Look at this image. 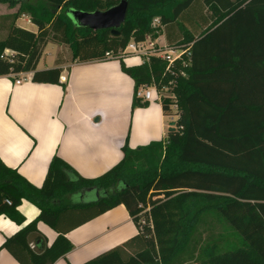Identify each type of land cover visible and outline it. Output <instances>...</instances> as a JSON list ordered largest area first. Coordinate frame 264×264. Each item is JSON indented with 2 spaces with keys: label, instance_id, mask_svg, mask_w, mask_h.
I'll return each instance as SVG.
<instances>
[{
  "label": "trees",
  "instance_id": "16d2710c",
  "mask_svg": "<svg viewBox=\"0 0 264 264\" xmlns=\"http://www.w3.org/2000/svg\"><path fill=\"white\" fill-rule=\"evenodd\" d=\"M127 1L113 34L75 25L67 10L120 0H0L15 9L0 15V76L33 72V81L59 83L60 67L37 69L52 41L76 62L110 52L135 82L133 108L149 105L139 88L155 86L164 114L176 117L165 139L136 148L126 141L121 161L94 178L55 155L37 187L0 159V215L23 223L22 199L40 209L1 248L21 264H53L73 248L70 230L123 204L139 233L82 264H264V0ZM22 15L36 31L16 24ZM155 17L167 45L185 52L169 69L157 56L127 66L120 51L157 37ZM40 221L58 236L35 252L28 237Z\"/></svg>",
  "mask_w": 264,
  "mask_h": 264
},
{
  "label": "crops",
  "instance_id": "0c3cea01",
  "mask_svg": "<svg viewBox=\"0 0 264 264\" xmlns=\"http://www.w3.org/2000/svg\"><path fill=\"white\" fill-rule=\"evenodd\" d=\"M6 13L11 12L0 15ZM158 40L167 45L164 28ZM56 44L53 65L42 66L40 59L37 69L60 67L61 75L69 77L67 83L33 81V72L19 74L16 79L26 78L21 84L0 76V159L5 166L41 187L56 155L83 177L94 178L121 161L126 141L136 148L166 138L176 117L164 114L159 99L149 101L147 107H132L135 82L123 72L119 59L76 62L66 46ZM124 62L143 63L138 58ZM17 210L24 218L21 224L0 215V264H21L1 246L40 213L27 199ZM37 229L28 239L35 252H42L58 232L42 221ZM138 233L125 205H118L70 230L66 237L73 248L53 264H82Z\"/></svg>",
  "mask_w": 264,
  "mask_h": 264
},
{
  "label": "built area",
  "instance_id": "2783aa9c",
  "mask_svg": "<svg viewBox=\"0 0 264 264\" xmlns=\"http://www.w3.org/2000/svg\"><path fill=\"white\" fill-rule=\"evenodd\" d=\"M28 21L31 22L30 18ZM152 27L156 29L158 34L157 37H152L151 35H147L144 40L141 41H130L127 46L120 51L119 56L123 58H138L143 62L148 60L151 56H157L164 59L167 62V69H169L176 60L182 57V54L185 50L181 48H176L172 46H168L166 44H161L159 42V35L163 30V25L159 17H155L152 22ZM14 51L10 49H6L4 51L5 56L13 55ZM106 59L114 58L113 54L107 52L105 55ZM23 75V73H21ZM26 80L25 77H20L15 80V84H21ZM69 77L67 75H61L60 81L62 83H67ZM138 96L144 98L145 100L152 101L154 99L160 100V93L156 89L155 86H145L140 87L138 90ZM10 203V201H8ZM142 222H145L142 220Z\"/></svg>",
  "mask_w": 264,
  "mask_h": 264
},
{
  "label": "water",
  "instance_id": "95a60500",
  "mask_svg": "<svg viewBox=\"0 0 264 264\" xmlns=\"http://www.w3.org/2000/svg\"><path fill=\"white\" fill-rule=\"evenodd\" d=\"M127 11L128 1L120 0L118 4L106 10L83 11L69 8L67 13L77 26L88 27L93 30L111 29L113 34H118L119 28L126 19ZM174 126L175 121H171L169 129H173Z\"/></svg>",
  "mask_w": 264,
  "mask_h": 264
},
{
  "label": "rangeland",
  "instance_id": "374dc122",
  "mask_svg": "<svg viewBox=\"0 0 264 264\" xmlns=\"http://www.w3.org/2000/svg\"><path fill=\"white\" fill-rule=\"evenodd\" d=\"M14 10L15 9L9 8V6L7 4L0 3V14L4 13V12H13ZM26 17H28V16H26ZM0 24H3L1 19H0ZM17 24L21 27H24V28L32 30V31L37 30V26L35 24H33L32 22L26 20V18L23 15L17 20ZM4 36H5V32L0 29V39L3 38ZM57 46L58 45L56 43H51V42L46 46V48L43 52V55L41 57V65L42 66L44 65V63H46L47 65H53V59L56 57V53H57V49H58ZM21 77H22V75H21ZM164 93L166 94L165 91H164ZM203 227H205V226H202V228ZM220 229H221V227L216 224L215 230L219 231Z\"/></svg>",
  "mask_w": 264,
  "mask_h": 264
}]
</instances>
